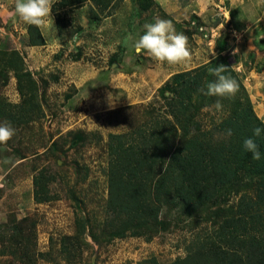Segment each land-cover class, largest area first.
Listing matches in <instances>:
<instances>
[{"label":"rangeland","instance_id":"obj_1","mask_svg":"<svg viewBox=\"0 0 264 264\" xmlns=\"http://www.w3.org/2000/svg\"><path fill=\"white\" fill-rule=\"evenodd\" d=\"M155 1L143 11L138 0H116L96 19L88 2L71 10L59 7L56 14L66 15L61 35L52 9L55 34L46 38L53 45L49 51L30 52L24 49L28 46L24 41L28 26L15 12L16 0L7 5L0 1V51L20 54L24 68L37 83L40 104L35 119L24 125L12 124L15 135L0 145V264H68L58 248L64 237L75 234L76 217L89 220L91 226L100 223V227L111 219L106 210L108 136L131 133L164 115L159 90L170 76L208 65L221 56L244 87L236 94L256 115L262 111L259 117L264 122V67L259 66L262 60L256 56L257 51L264 52L258 43L260 38L264 46V20L259 34L251 36L253 48L242 53L232 49L225 54L226 49L220 51L219 46L230 47L236 35L230 31L233 25L223 15L227 12L220 0L213 3L219 15L215 24L206 23L208 18L198 14L197 0ZM158 19L171 21L177 33L187 36V61L160 63L146 53L135 54L134 43L144 33V24ZM2 70L0 103L20 105L15 76ZM215 78L211 72L206 75L205 91ZM84 79L87 82L82 84ZM217 100L222 110L215 109ZM192 101L193 127L209 131L214 142L224 139L216 126L227 117L231 101L206 96L202 91ZM6 121L0 119V124ZM41 171L51 179L48 188L54 199L36 204L33 178ZM254 184V178H242L220 189L219 195L192 218L179 217L176 210L163 207L158 215L160 231L150 241L131 237L95 244L87 231L90 248L74 264H144L152 258L169 264L183 258L193 238L212 234L222 217L233 211L237 192L254 197ZM18 236L21 243H27V250L9 242L10 237ZM50 249L53 261L37 257Z\"/></svg>","mask_w":264,"mask_h":264},{"label":"trees","instance_id":"obj_2","mask_svg":"<svg viewBox=\"0 0 264 264\" xmlns=\"http://www.w3.org/2000/svg\"><path fill=\"white\" fill-rule=\"evenodd\" d=\"M115 1L61 0L54 5L53 12L56 14L59 7L71 10L88 2L96 19L98 13L110 10ZM138 1L143 11L154 4L152 0ZM65 18V14H56L60 35ZM27 34L29 47L45 45L39 28L28 26ZM219 48L227 50L225 44ZM0 56L3 58L0 68L2 72L7 69L13 73L21 98L20 105L0 103V119L11 124H28L40 109L37 83L24 68L20 54L0 51ZM226 63L220 56L208 65L172 75L159 90L165 105L164 115L131 133L108 136L106 210L112 217L101 227L100 223L91 226L89 220L76 217L75 234L64 237L58 248L63 261L74 264L90 248L85 238L87 231V237L95 244L131 237L150 241L160 231L158 215L163 207L176 210L179 217L192 218L219 195L220 189L251 177L255 179L254 197L245 191L237 192L235 208L222 217L212 234L197 235L186 245V255L169 264H264V158L255 161L243 148L244 139L251 137L264 154V135L253 136V130L264 127V123L249 103L235 94L234 98L227 97L232 103L229 113L216 126L224 139L214 142L209 131L192 124L190 104L206 86L203 84L210 69L224 66L225 74L237 81L238 91L244 90ZM229 128L233 130L231 137L225 135ZM50 182L44 171L33 178L36 204L54 199L48 188ZM9 242L28 249L19 236L10 237ZM51 249L37 253V257L53 261ZM144 264L159 263L152 258Z\"/></svg>","mask_w":264,"mask_h":264},{"label":"clouds","instance_id":"obj_3","mask_svg":"<svg viewBox=\"0 0 264 264\" xmlns=\"http://www.w3.org/2000/svg\"><path fill=\"white\" fill-rule=\"evenodd\" d=\"M55 3L56 0H16L15 12L27 26L54 28L51 13ZM143 27L144 33L134 43V52L137 56L146 53L157 62L168 64H179L188 60L190 57L188 38L183 33H177L171 21L158 19L154 23L144 24ZM225 69L224 66L210 69L216 78L207 84L206 91L201 89L204 95L218 98L235 96L239 85L235 79L224 74ZM214 107L216 110L223 109L220 100L216 101ZM14 135L15 129L11 122L0 124V145H6ZM225 135L231 137L233 130L226 129ZM262 135L264 127H256L253 130L254 137ZM243 148L252 154L255 161L264 158L259 145L251 137L244 139Z\"/></svg>","mask_w":264,"mask_h":264},{"label":"crops","instance_id":"obj_4","mask_svg":"<svg viewBox=\"0 0 264 264\" xmlns=\"http://www.w3.org/2000/svg\"><path fill=\"white\" fill-rule=\"evenodd\" d=\"M0 1H2L4 4L7 5L10 0H0ZM152 1L154 3H156L155 0H152ZM215 1L216 0H197L196 2H194L196 4L195 5L196 9H198V12H199L198 14H201L202 16L208 18L205 21L206 23L215 24L216 18H218V16H219L218 14H216V11L214 9L215 4H213V3ZM204 3H205V5L203 6ZM220 3H221L220 5H223V7L225 8V11L227 12L223 15L227 18L228 23L233 25V26H231V30L233 32H235V35H236V36L232 37V39H231L233 41V45L230 44L231 48L228 45L227 50L224 51V53L227 54L232 49H235L236 52H238V50H240V52L242 53L246 49L249 50L250 46L253 48L254 47V43H253L254 40L251 38V36L253 34H256V35L259 34L258 30L260 29V27L262 25V21L264 20V15H263L264 14V0H220ZM0 7L3 8V5H0ZM187 7H190V6H187ZM188 11L192 12V9H190ZM2 13L3 12H1L0 16L3 15ZM209 20H212V23H210ZM218 24H219V22L216 25H218ZM47 28L48 27L39 28L41 35H42L44 42H45L44 46H34V47L25 46L24 49L26 51L29 50V52L31 50H35V49H36V51L37 50H48V49H50L51 48L50 45H53V41L52 40L49 41L46 38V35L49 33L55 34V31H54V28L53 29L52 28L47 29ZM57 31H58V29H57ZM26 32H27V30H26ZM240 34H241V36H240ZM258 40H259L258 41L259 45H261V46H259L260 49H263L264 48L263 41L260 38ZM24 41L26 43L28 41V34L27 33H26V37H24ZM260 49H259V51H260ZM256 56L258 59L262 60V64L259 65V64L255 63V65L256 66L259 65V66L264 67V52H258L257 51ZM238 68H240L242 70V68H243L242 64H239ZM262 71H264V69ZM250 72H252V71H250ZM81 73H82V71H81ZM243 73L246 74V72H244V71H243ZM245 78L247 80V77H245ZM84 81L87 82L84 79L82 81V84L85 83ZM259 112H260V116H261L262 111L259 110ZM259 112H258L257 116L260 119Z\"/></svg>","mask_w":264,"mask_h":264},{"label":"built area","instance_id":"obj_5","mask_svg":"<svg viewBox=\"0 0 264 264\" xmlns=\"http://www.w3.org/2000/svg\"><path fill=\"white\" fill-rule=\"evenodd\" d=\"M231 30V29H230ZM202 31V30H201ZM232 31V30H231ZM233 32V31H232ZM240 36H241V34H240Z\"/></svg>","mask_w":264,"mask_h":264}]
</instances>
